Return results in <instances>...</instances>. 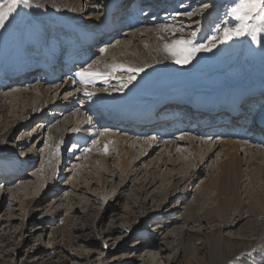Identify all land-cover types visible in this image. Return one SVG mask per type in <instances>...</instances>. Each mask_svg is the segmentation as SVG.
<instances>
[{"label": "rangeland", "instance_id": "rangeland-1", "mask_svg": "<svg viewBox=\"0 0 264 264\" xmlns=\"http://www.w3.org/2000/svg\"><path fill=\"white\" fill-rule=\"evenodd\" d=\"M61 1L62 3L56 4L44 2L45 4L42 7L45 10L57 6L72 7L67 4L68 1ZM85 1L82 0L80 4L81 16L85 20L92 19L97 26L102 23L100 16L106 13V4L114 0H96L93 3V11L87 10V1ZM192 1L181 0V8L170 5V2L165 6L166 3L161 1L160 10H162L158 12L159 16L169 15V13L171 16H180L186 15L188 12H192L193 15L191 16H194L185 20L184 23L183 20L176 23V27H182L184 31L173 37L170 32L166 33L170 36V40L181 36L190 38L192 33L195 32L196 41L204 42L207 37L218 34L217 29L234 26L236 23L235 18L229 12L237 0H231L230 3L218 7L220 9H215L211 14V21L206 25L202 23V20L208 10H213L215 4L204 0L203 5L193 6L192 4L190 6ZM194 3H199V1ZM118 4L123 6L125 2L119 0ZM205 4L208 7H204ZM23 7L20 6L13 14L14 20H25L27 18L25 16L26 12L22 10ZM120 12L121 9L116 12L117 15ZM98 13L99 15H97ZM117 15L112 13L111 17L115 19ZM217 15L222 16V18L217 19L215 17ZM96 16L99 18L98 20L95 19ZM146 25H149V23L144 21L136 27L144 28ZM127 29L128 26L121 28L119 31H126ZM128 31L126 32L130 35L131 31ZM104 35L106 33L101 34L99 42H105L103 41ZM147 38V36H140V40H143V42ZM118 40H123V38L120 37ZM118 42L113 41L105 55H103V52L95 53L96 56L93 60L98 58L100 60L118 59L121 56H123L122 58L133 57V53L128 50V46L123 44L124 47H120ZM93 50H95L94 46L91 47V52ZM260 61L263 62V66H257L254 71L252 65L255 63L259 65ZM39 65L37 64V68L32 72H37ZM175 67L178 82L184 85L183 87L195 86L199 90L213 91L216 90L215 88L223 86L222 84L227 81L251 84L259 79L261 83V80L264 81V33L260 34L259 43L252 41L251 37L234 38L231 41L218 44L211 52L199 53L190 64L178 65L175 63ZM117 75L123 80V78L127 79L129 74L121 72ZM137 75L132 83L140 80L139 74ZM34 76L35 74L32 77ZM164 78H172V76ZM5 79L7 78H3V80ZM120 79L106 84L109 87L120 89ZM160 81L161 79L158 78V83L155 86H150V89L174 82L171 80L165 84H159ZM7 83V81H3V84ZM33 83L38 85V81ZM108 86L96 85L93 89L97 92H106L109 89ZM131 86H128V89L124 88L123 91L132 90L129 88ZM177 89L173 88V90ZM162 90L163 88H160L157 92H163ZM11 92L16 93V96H14L11 103L5 105L8 120L0 114V139L7 132L9 133L4 142L0 141V167L4 168L3 172H5L8 164L14 161L16 156H19L18 160L20 162L26 159L27 161L23 162L21 166L23 175L15 181L11 179L7 172L2 173L0 171V264H128L125 258L135 259V264H264V217L254 218L249 216L233 228H222V234L227 236L223 239L220 237L217 239L219 234L217 230L215 234L214 231H210V233L209 229L206 228L208 226L218 228L221 225L219 222L211 224L205 220L206 222L194 221L189 223L181 217L180 220L169 226L162 223V218L148 221L146 225H142V217L146 216V213L142 211L143 203L147 205L148 213L157 209L161 212V215H165L163 218L165 223L172 221L171 218L182 216L187 205L191 202L199 205L198 210L200 213L211 209L216 204L213 195L205 191L206 184L210 183V179L212 182L217 177L220 171L219 165L228 156L220 147L219 152L216 151L211 158L208 157L214 142H206L204 145L197 142L196 150L193 151L190 149L189 144H178L177 152L172 155V158L176 160V163H184L177 167L173 165L163 166L162 170L156 173L159 169L157 168L159 162L171 158L170 155L166 156L159 153L162 149H166V146H157L155 152L151 153L145 161L138 163L136 160H139L141 155L149 153L154 146L158 145V140L154 139V136L158 134L157 131L150 130V133H155L154 136L150 134L143 139L133 138L126 130L119 133V130L116 131L115 129H102L101 122L97 119L98 116L94 117L87 114L82 120L75 117L71 118L72 120H78L77 124L79 125L76 127L77 124L75 126L71 123L67 128L68 136L61 150L56 146L53 133H50L48 127H46L45 120L51 118L49 117L51 113L45 110L43 117L31 118V116L37 115V113H34L38 110L35 106L44 99L41 92H39V88L37 87V90L32 91L33 93L30 94H24V91H9L7 93ZM72 92L65 91L61 93L56 91L51 94V99L55 100L60 97V103L64 104L70 98ZM0 93H6V91L0 88ZM47 110L49 109L47 108ZM28 112L31 114H28ZM181 119L183 120L181 122L189 129L187 132L197 131L203 126L209 130H213L212 128L227 129V127L222 126V123L214 124V115L210 114L202 121L199 116L193 117L190 121H188V118ZM15 120L19 121L17 126H15ZM58 120L63 122L65 116L60 115L57 118ZM22 122L28 125L25 126ZM40 124H43V126L39 127ZM105 131L114 135L107 151H105V143L103 144ZM83 133L85 136L91 137L88 142H85L86 137L82 138ZM249 134L255 135V132L252 131ZM160 135L162 134L157 136ZM172 136L174 135L167 136V139L172 138ZM24 141L25 143L22 144ZM251 146L254 149L257 148L255 143H252ZM34 152L35 155H32ZM114 155L115 157H112ZM48 157H60L63 169H54L50 163L45 165V159ZM241 157L246 158L244 153L241 154ZM206 158L207 163L204 164ZM247 160H251V158ZM123 164L127 165L126 172H128V175H126V172L124 175L122 171ZM136 168L139 170L137 171L138 174L134 176L131 170ZM242 168L243 171L247 170L245 165H242ZM202 170L204 171L202 172ZM174 175V178L186 177L187 181L184 185L187 186L190 194L186 195V191L181 194L177 193V198L172 200L169 198L168 193L176 181L171 178ZM156 176L160 178L158 184L161 185V188H156V191L161 190L159 196L154 197L152 195L154 188L146 194L140 190L139 184H135V182H140L142 177L154 181ZM261 180L262 182L257 185L264 193V178ZM126 183L128 186L122 187V184ZM247 183L245 182L242 185L240 197L248 202L246 197L251 189ZM18 184L25 185L22 193L17 189ZM181 184L182 182H179L177 186L183 187ZM199 191L205 193H201L196 202L195 194ZM36 200H39V203ZM85 204H91L92 207L89 209ZM175 205L180 206L181 210L177 213H169L170 210H174ZM76 207L79 211L74 213ZM125 210H127V214H131V218L129 217L128 220L131 219L130 223L133 225V230L128 229L127 224L122 219L124 215H127L124 213ZM68 214L72 216L71 219L68 218ZM53 217L56 220L52 221ZM249 219H251L250 223L248 222ZM21 220L25 223L23 232L14 237L12 232L17 228L20 229L22 226ZM246 222H248L246 227L241 229ZM122 226H124L123 229ZM78 227H82V230H77ZM113 227L116 229L113 240H109L111 238L109 234L100 235V232ZM9 233H12V236ZM136 233L139 234L134 235ZM28 234L32 235V241L26 243L27 245H23L22 248L23 237ZM80 234L82 237H77ZM54 237L59 243V246L55 248H53L52 243ZM228 237L231 240H228ZM71 239H75L74 243L70 242ZM84 240L95 241L90 243L84 242ZM143 240L154 242V247L150 250L151 253L138 249L137 246ZM180 240L182 247L177 248L176 245ZM217 240L220 241V247L222 243L225 245L219 248L215 245L219 242ZM44 250H48V254L43 255ZM226 252H229L228 255ZM174 256L176 262L172 263ZM220 260L222 261L220 262Z\"/></svg>", "mask_w": 264, "mask_h": 264}, {"label": "bare ground", "instance_id": "bare-ground-1", "mask_svg": "<svg viewBox=\"0 0 264 264\" xmlns=\"http://www.w3.org/2000/svg\"><path fill=\"white\" fill-rule=\"evenodd\" d=\"M63 1L64 2L68 1L67 4H70L72 7L68 8L65 6H57L56 8L45 10L42 7L45 3L51 4V2H53L54 4H56V3H62V1L32 0L33 6L31 8H27L24 6L22 9L23 12H26L25 16L27 18L25 20L22 19L14 20L12 15L9 18V20L6 22L5 28L0 29V88H3L6 91V93H0V114H2L3 117L6 120H8V115L6 114L7 108H5L6 107L5 105L9 104V102L11 103L12 99H14V96H16L15 95L16 93L13 94L11 92L8 94L7 92L24 91L23 92L24 94L26 93L30 94L33 93L32 91H36L38 87L39 92H41L44 99L41 102H39L38 105L35 106V108L38 110L34 113H37V115L31 116V118L34 119L36 117L38 118L43 117V112L45 110L51 113L49 116L51 118L50 119L46 118L45 120L46 127H48V131L50 133H53L52 135H54L56 146H58V148H60L61 150L63 148V145L66 143V137L68 136L67 128L70 126L71 123L75 124L76 126L77 121L84 119L87 114L94 117L98 116L97 119L98 121L101 122L102 129L103 128L115 129L116 131L119 130V133L126 130L130 133V135H132L133 138H138V139H143L150 134L152 135L155 134L153 132L150 133V130H153L155 132L156 128L158 130H163V128L169 126V128L162 135L160 136H157L158 134L156 136L153 135L154 139L158 140V145L154 146L149 153H144L143 155H141L139 157L140 158L139 160H136L138 161V163L145 161L151 155V153L155 152L157 146H164V147L166 146V149H162L159 153L165 154L166 156L170 155L171 158L170 160L165 161L163 159L162 161H160L159 164L157 165V168L159 169L158 171H156V173H159L162 170L163 166L173 165L174 167H177L181 163H184V162L176 163V160L172 158L173 157L172 155L177 152L178 144H189L190 149L193 151L196 150L195 146L197 142L201 143L202 145L206 144V142L208 143L214 142V146L209 152L208 157L210 158L211 156L214 155L216 151L219 152L220 147L222 150L225 151L228 157L225 161H223L219 165L220 171L217 177L214 180H212V182L210 179V183L206 184L205 191L212 194L213 195L212 197L216 201V204L211 209L205 210L204 212L201 211L200 213V211L198 210L200 208L199 205L198 204L196 205L195 202H191L187 205L185 211L182 213V216L171 218L172 221L165 223V220L163 219L165 215H161V212H159V210L157 209L152 210L150 213H148L147 205L143 203L142 211L146 213V216H144V218L142 217V221H141L143 226L146 225L148 221H153L160 218H162V223H164L165 226H169L172 225V223H176L178 220L181 219V217L182 219H184L185 222H189V223H193L194 221L203 222L205 220L207 221V223H211V224L214 222H219L221 223V225H219L218 228H213L212 226H208L206 228L209 229V232L214 231L215 234L217 230L219 234L218 237L217 236L215 237H217V239L219 237L223 239V238H227V236H224L222 234L221 231L222 228H233L236 225H238L240 222H242L243 219H246V217L249 216L251 217L253 216L254 218L264 217V193L261 192V189H259L260 186L257 185L260 182H262L261 179L264 178V128H261L260 130L256 131L257 133L255 135H251L249 133H251V131H254L255 129L249 128V131H247L248 128L247 127H246L247 129L244 128L242 122L238 120L239 118L233 117V120H231L232 123L227 127L226 130L225 128L223 130H218L215 128H212L213 130H209L207 129V127L203 126L197 131L187 132L189 131V129H187L186 125L181 122L183 121L181 118H177L176 120H171L167 122L168 125L159 127L157 123L154 124L148 123L149 118L152 116L146 114H139L136 116V118H138V122H134L133 118H130L129 116L124 118L121 115H117L118 114L117 111L113 110L114 111L113 112L112 110H110V108H113L112 107L113 104H116L120 98H123L125 96L130 99V97H134V95H139L145 97V99L154 103L159 99H162L163 97L167 98L168 95L167 92L173 90V88L180 89L184 86L178 82L179 80L178 77L176 76L177 69L175 67V62L167 58L166 53L163 51V46L166 42L171 41L169 38L170 36H168L166 33L170 32L172 37L179 34V32H175V29H177L175 25L176 23H179L180 20H183L184 23L185 20L191 19L194 16L191 17L187 15L171 16L170 13L169 15L167 14H164L162 16L158 15V12L162 10V9L160 10V6L163 1H164L163 3H166L165 6L168 5V3L170 2V5H175L178 8H181L182 7L181 0L180 1L157 0L158 2L156 4H150L148 0H145L146 5L150 9L143 14L141 20L138 23L140 24L141 22L143 23L144 21L149 23V25H146L144 28L136 27V25H134L127 16L120 18L119 20L118 16L120 15V13H118V15L116 13L118 10L121 9V6L118 4L119 0L109 1L106 4V8H105L106 13L104 15L103 14L101 15L100 13L102 23L101 25L99 24L97 26H96V22L95 21L93 22L92 19L85 20L83 19V16H81L80 4L82 3V0H63ZM86 1L85 2L87 3V10L93 11L94 8L93 3H95L96 0H86ZM195 1H199V3H194ZM207 1H210L212 4L214 3L215 6L213 10H208V12H206V16L202 20V23L204 25L209 24L212 17L211 14H213V11L215 9H220L218 7L224 5L225 3L231 2V0H207ZM203 2L204 0H193L190 6H192V4L193 6L197 4L203 5ZM19 10L21 11V9ZM112 13L113 14L115 13L117 15L115 19L111 17ZM97 15H99V13ZM215 17L217 19L222 18V16L220 15H217ZM95 19L98 20L99 18H97L96 16ZM122 23L128 26V29L126 31L130 30L131 32L128 31L130 32V35L126 31H119L120 25ZM103 33H106V35H104L103 37V41L105 42L101 43L99 42V37ZM140 36H144V37L147 36L148 38L145 42H143V40L142 41L140 40ZM120 37H122L123 40H118ZM72 39L73 41H76L79 44L87 39L90 41V43H93L95 50H93V52L90 51V53L88 54L90 56L89 61L86 62L85 65H83L81 68L75 69L73 71V76L69 79L67 78L63 79V76H61V74L58 73L59 72L58 69L54 67H50V68L54 69L55 76H46L47 71H45L44 69L50 64L49 63L51 61L50 56L55 55V57H57L58 52L62 50L65 43ZM113 41H119L118 44H120V47L128 46V50L133 53V57L131 56L128 58H122L123 56H121L118 59L108 58L105 60H100L98 58L93 60L96 56L95 53L103 52V55H105V53H107L108 51L107 49L110 47ZM123 44L126 45L123 46ZM81 55L83 59L86 58L85 49H84V53L82 52ZM54 63H58V61ZM37 64H40L38 71L32 72L35 69V67L37 68ZM88 65H92L94 68L100 70H103L105 66H111V65H124L126 67L143 66L145 68V71L139 73L140 80L138 82L132 83V86L130 84L128 85L131 86L129 88H131L132 90L120 91L117 88L109 87L106 84V83L109 84L111 81L117 80L115 78L109 79L107 80V82H105L103 79H97L92 81L91 83L82 82L77 74L82 69L87 68ZM252 66H253V70L255 71L257 66L258 67L263 66V62L260 61L259 65L255 63ZM22 71L25 72L23 73ZM15 73H20V75L15 77L10 76L11 74H15ZM33 73L35 74L34 76L35 78L32 77ZM28 74H30L31 76H29ZM166 76L169 77L172 76V78H167L168 79L167 80L166 78H164ZM3 78H7V79L3 80ZM158 78L161 79L159 84H165L171 80H173L174 82L167 83L164 86H156V88L150 89V86L152 85L155 86V84L158 83ZM125 79L126 78H123V80ZM3 81H7L8 83L3 84ZM35 81L36 82L38 81V85H35L33 83ZM150 81H154V82L151 83ZM261 83H262L261 84L262 88L264 89V81H262ZM224 84H226L227 86L229 85H235L239 87L246 86L245 84H242L239 81H227ZM255 84H257V82L251 83L248 86H252ZM259 84L260 82H258L257 85ZM96 85H105L108 86L109 89L106 92H97L96 90L93 89V87ZM78 87H80L81 89H79ZM220 87L218 88L222 89V87L221 88ZM160 88H163L162 90L163 92L159 93L157 91H159ZM29 89L31 90L26 92ZM52 91L54 92L57 91L61 93L65 91L66 92L73 91V92L70 98H68L64 104H61L60 103L61 100H59L60 97L55 100L51 99V94L54 93ZM86 91L91 92L94 95L88 96L85 94ZM197 91H204V90L198 89ZM263 95L264 93L259 94V96L261 97H264ZM235 101L236 99H233L230 102H227L226 100H223L222 102H217L218 103L217 108L219 109V112L213 113L214 119L217 122L222 121L221 120L223 119L221 116L222 111L220 110V108L225 109ZM85 103L86 104L88 103V105H86ZM47 108L49 110H47ZM208 108L212 109L211 106ZM208 108H205L203 104H200L198 105V108L195 111V113L188 115L187 117L184 116V118L183 117L182 118L183 119L188 118V121H190L192 120L193 117L199 116L200 120L202 121L203 119L206 118L207 114L210 112ZM28 114L31 113L28 112ZM60 115L65 116V120L63 122H61V120H58L59 122L57 121V118ZM156 116H158L157 113ZM74 117L78 120L75 119L72 120ZM54 121H56V123H54ZM15 122H16L15 126H17L19 121L15 120L14 123ZM24 124L25 126L28 125L27 123ZM223 124L226 123L223 122ZM78 125L79 124H77L76 127H78ZM42 126L43 124H40L39 127ZM232 127L234 128V130H236L237 127H242L240 134L236 135L231 130ZM105 132H104L105 138L103 144L105 143L108 149L111 140H113L114 135L110 134V132L107 131ZM8 135L9 133L7 132L4 136L1 137L0 141L4 142ZM83 135L84 136H82V138L86 137L85 142H88L91 139V137H88L87 135L85 136L84 133ZM169 135H174V136H172V138L167 139V136ZM25 141L22 142V144L25 143ZM252 143H255L257 145L256 149H254L253 146H251ZM195 153L196 152L194 151V154ZM242 153L245 154L246 158L241 157ZM32 155H35V152L32 153ZM112 157H115V155ZM248 158H251V160H247ZM18 159L19 156H16L14 161L10 162L8 164V168H6L5 170V172H7L11 176V179L14 181L23 175L21 166L23 162L27 161L26 159L23 162H20ZM244 161L245 163H243ZM49 163L51 167L54 169L57 170L59 168L63 169V163L61 162L60 157L46 158L45 165H49ZM206 163H207V158L204 164ZM242 165L247 166L246 171H243ZM126 167L127 165L123 164L122 171L124 172V175L127 169ZM138 170H139L138 168L132 169L131 172L133 174L132 173L131 174L136 176L138 174L137 172ZM0 171H2V173H5L3 172L4 168L0 167ZM203 171L204 170H202V172ZM126 175H128V172H126ZM174 177L175 175L172 176L171 178ZM174 179L176 181L173 184L174 186L171 185L172 188L168 193L169 198L172 200L176 199L178 195L177 193L181 194L182 192L185 191H186V195H189L190 192H188L187 186L184 185L187 181L186 177L183 178L182 176H180ZM154 181H152L149 178L142 177L140 182H135V184H139L141 187L140 190L146 194H148L151 191V189L154 188V190L152 191V195L156 197L159 196V192L161 191L160 189L156 191V188H161V185L158 184L160 182V178L156 176L154 178ZM179 182H182L181 185L183 187L180 188L177 186ZM245 182L246 183L248 182L247 185H249L251 189L250 191H248L246 197L248 202L245 201L244 199H241L240 197L241 188ZM253 185L254 188L252 189ZM127 186H128L127 183L122 184V187H127ZM24 188H25L24 184L17 185V189L21 193L24 191ZM215 191L216 193H214ZM203 192L204 191H199L195 194L196 202L200 194ZM38 201L39 200H36V202ZM85 206H87L89 209L92 207L91 204L90 205L85 204ZM247 206L249 207L247 208ZM173 209L174 210H170L169 213L172 212L177 213V211L179 212L181 210L180 206L177 205H175ZM77 211L79 210L76 207V209L73 212L75 213ZM124 213L127 214V210H125ZM130 215H131L130 213L124 215L122 219L127 224L126 225L127 228L133 230V225L130 223L131 219L128 220ZM67 216L70 219L72 217L70 214H68ZM54 220H56L55 217H53L52 221ZM250 220L251 219H249L248 222ZM248 222L244 223L241 229L246 227ZM24 225L25 223L22 221V226L20 227V229L17 228L15 229V231L12 232L14 234L13 235L14 237H17L19 234L23 232ZM123 228L124 226H122V229ZM77 230H82V227L81 228L78 227ZM115 230H116L115 227L110 229L107 228L103 232H100V235L102 236L103 234H109L111 235V238H109V240H113L114 235L116 233ZM12 233H9V235L12 236ZM137 234L139 233H136L134 235ZM77 237H82V236L80 234ZM53 239H54L52 242L54 245L53 248H55L56 246H59V243L57 240H55V237ZM242 239H247V238H242ZM228 240L231 239L228 237ZM31 241H32L31 234L24 236L22 242V248L23 245ZM74 241L75 239L70 240L71 243H74ZM93 241L95 240H84V242H90V243ZM140 243L141 244L137 246L139 250H144L147 253H151L150 250L154 247L153 241L143 240L140 241ZM215 245L221 248L225 244L222 243L220 247V241H219ZM176 246L177 248L182 247L181 240ZM48 252H49L48 250H44L43 255L48 254ZM226 253L228 255L229 252ZM9 254L10 252L8 253V255ZM175 258L176 257L174 256L172 263L176 262ZM125 260L126 262H128V264H135L136 262L135 259L130 260L125 258ZM222 260H220V262Z\"/></svg>", "mask_w": 264, "mask_h": 264}, {"label": "snow or ice", "instance_id": "snow-or-ice-1", "mask_svg": "<svg viewBox=\"0 0 264 264\" xmlns=\"http://www.w3.org/2000/svg\"><path fill=\"white\" fill-rule=\"evenodd\" d=\"M20 6L31 8L32 0H0V29L5 28L6 22L17 11ZM204 7H208L207 4ZM229 14L235 18L234 26L217 29L215 35L207 37L204 42H197L196 33L193 32L190 38L179 37L168 41L163 46V51L167 58L173 60L178 65L190 64L201 52H211L218 44L231 41L234 38L251 37L254 42H260V34L264 33V0H237L231 7ZM186 15H193L192 12ZM184 29L177 28L175 32H183ZM175 34V33H174ZM145 68L126 67L124 65L105 66L103 70L96 69L92 65L82 69L77 75L84 83H91L97 79H103L105 82L109 79H120L117 75L121 72H127L129 75L126 80H121L120 91L127 88L137 77V74L144 72ZM86 95H94L91 92H85ZM89 151L91 149H88ZM107 151V146H105Z\"/></svg>", "mask_w": 264, "mask_h": 264}]
</instances>
